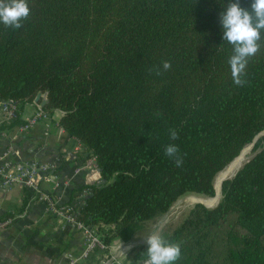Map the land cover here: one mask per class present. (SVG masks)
Returning a JSON list of instances; mask_svg holds the SVG:
<instances>
[{
    "label": "trees",
    "instance_id": "16d2710c",
    "mask_svg": "<svg viewBox=\"0 0 264 264\" xmlns=\"http://www.w3.org/2000/svg\"><path fill=\"white\" fill-rule=\"evenodd\" d=\"M226 2L26 0L21 27L0 23V103L22 108L46 95L47 117L62 113L79 161L92 160L99 176L75 204L76 220L107 250L181 197L213 198L216 177L264 132V33L235 84L219 24ZM170 144L180 166L165 155ZM252 150L214 207L194 204L159 234L179 244L176 264H264V135ZM146 249L132 248L127 260H147Z\"/></svg>",
    "mask_w": 264,
    "mask_h": 264
},
{
    "label": "crops",
    "instance_id": "0c3cea01",
    "mask_svg": "<svg viewBox=\"0 0 264 264\" xmlns=\"http://www.w3.org/2000/svg\"><path fill=\"white\" fill-rule=\"evenodd\" d=\"M19 111L18 123L0 131V153L12 148L16 152L13 159H33L46 166L39 181L41 189L55 196L60 205L79 204L87 196L84 192L88 186L98 181L99 176L96 169L88 167L90 160L79 161L77 142L59 126L62 113L53 111L50 118L46 115L44 121L22 131L34 115V107L26 104ZM78 169L82 171L76 172ZM27 197V190L20 186L7 193L0 191V220H12L11 225L0 230V264H68L71 260L77 261L76 264H141L128 261V252L147 245L148 236L169 227L163 216L147 223L142 232L127 242L113 240L107 253L96 251L81 259L82 234L72 224L48 216L42 201Z\"/></svg>",
    "mask_w": 264,
    "mask_h": 264
},
{
    "label": "clouds",
    "instance_id": "9594fccd",
    "mask_svg": "<svg viewBox=\"0 0 264 264\" xmlns=\"http://www.w3.org/2000/svg\"><path fill=\"white\" fill-rule=\"evenodd\" d=\"M226 7L219 12V24L222 41L232 45V55L228 59L233 82L241 85V75L244 73L248 59L259 50L261 34L264 33V0H250L248 7L241 6V0H227ZM29 15L26 0H10L0 3V23L5 26L19 28L20 21ZM164 70L170 68L168 62L162 65ZM170 138L175 140V131L170 132ZM178 148L170 144L165 148V155L175 158L177 166L182 160L177 155ZM147 257L144 264H176L181 252L179 244L167 242L161 235L152 234L147 237Z\"/></svg>",
    "mask_w": 264,
    "mask_h": 264
},
{
    "label": "built area",
    "instance_id": "2783aa9c",
    "mask_svg": "<svg viewBox=\"0 0 264 264\" xmlns=\"http://www.w3.org/2000/svg\"><path fill=\"white\" fill-rule=\"evenodd\" d=\"M34 107V115L27 120L26 126L22 127V131H28L35 127L38 123L46 119V114L38 103L31 104ZM20 117L19 107L15 103L2 102L0 103V125L11 123L18 120ZM77 152L80 153V148L77 144ZM16 152L12 148H7L0 153V191L3 193L9 192L14 186H20L33 193L32 200L42 201L45 204V212L48 216L59 218L66 224H72L77 231L82 234L83 247L81 259L87 258L91 253L96 251H106L107 248L103 244L95 228L88 227L79 223L76 220L78 209L73 204L60 205L59 200L51 193L44 192L40 186V178L47 170V167L39 164L37 161L30 159L20 161L13 159ZM89 161V160H88ZM88 167L93 170L96 166L92 160ZM87 167L83 168L86 169ZM82 171L78 169L76 172ZM99 181V180H98ZM98 181H96L98 183ZM90 192L87 189L84 193L88 195ZM197 204V203H196ZM12 220L6 219L0 221V230L11 225ZM77 261L71 260L68 264H76ZM115 264H123L116 262Z\"/></svg>",
    "mask_w": 264,
    "mask_h": 264
},
{
    "label": "rangeland",
    "instance_id": "374dc122",
    "mask_svg": "<svg viewBox=\"0 0 264 264\" xmlns=\"http://www.w3.org/2000/svg\"><path fill=\"white\" fill-rule=\"evenodd\" d=\"M252 148H253V144H251V145H249V146L244 148L243 151L245 152V154L241 153L244 156V161L242 162V164L245 163L248 159H250L253 156L254 153H253ZM246 151H247V153H246ZM241 165H240V167H241ZM225 171H226V169L222 172L224 174L223 176H225V177L222 178L220 176L222 173H220L218 175L220 177V179H221V180L220 179L218 180V183H216L217 182L216 180L219 177L218 176L216 177L215 183H214V189H215L217 184L220 185V182L222 180H225V179H228V178L232 177L235 174V172H236V171H234L231 174L225 175ZM215 196H216V190H215L214 197ZM214 197L213 198H207L204 195H187V196L181 197L178 201H176L172 205V207L170 208L168 213L164 216V218H163L164 224L167 221V223L169 225V228L176 227L185 218V216L188 213L189 209L194 204H196L197 202H201V203H203V204H205V205H207L209 207L215 205L217 203V201L220 199V188H219V198H218V200L216 202H213V203L211 202L210 203V200L214 199Z\"/></svg>",
    "mask_w": 264,
    "mask_h": 264
},
{
    "label": "bare ground",
    "instance_id": "6f19581e",
    "mask_svg": "<svg viewBox=\"0 0 264 264\" xmlns=\"http://www.w3.org/2000/svg\"><path fill=\"white\" fill-rule=\"evenodd\" d=\"M243 154H245L244 151H242ZM244 161V156L241 154L239 157H237L227 168H226V171H225V175L227 174H231L233 173L234 171H236L240 165L242 164V162ZM224 174L222 173L220 176L223 178L225 176H223ZM219 177V176H218ZM220 179L217 178V182L218 183V180ZM215 190H216V196L214 197V199H211L210 200V203L212 202H216L219 198V185L217 184L216 187H215Z\"/></svg>",
    "mask_w": 264,
    "mask_h": 264
},
{
    "label": "water",
    "instance_id": "95a60500",
    "mask_svg": "<svg viewBox=\"0 0 264 264\" xmlns=\"http://www.w3.org/2000/svg\"><path fill=\"white\" fill-rule=\"evenodd\" d=\"M40 99H41V103H40V105H41V107H43L44 104H45V101H46V95H38L37 98H36V100H35V103H38V101H39ZM262 135H264V132L260 133V134L255 138V140L253 141L252 144H254V142H255L259 137H261ZM251 158H252V157H251ZM251 158H250V159H251ZM250 159H248V160H250ZM248 160H247V161H248ZM247 161H246V162H247ZM220 180H221V179H220ZM222 181H224V180H222ZM222 181L220 182V185H221ZM220 185H219V188H220ZM197 203L202 204V205H204V206L207 207V208H212V207H208L207 205H205V204H203V203H201V202H197ZM145 261H146V260H145ZM145 261L141 262V264H144Z\"/></svg>",
    "mask_w": 264,
    "mask_h": 264
}]
</instances>
